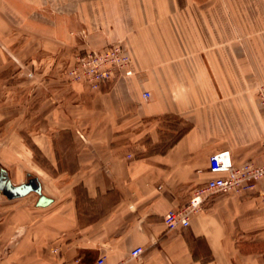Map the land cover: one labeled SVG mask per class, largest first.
<instances>
[{
    "label": "crops",
    "instance_id": "1",
    "mask_svg": "<svg viewBox=\"0 0 264 264\" xmlns=\"http://www.w3.org/2000/svg\"><path fill=\"white\" fill-rule=\"evenodd\" d=\"M205 1L99 0L62 5L59 15L1 1L0 18L12 20H0V38L13 26L16 51L43 37L61 46L31 55L32 63L45 55L52 76L76 49L114 42L131 74L108 90L48 83L52 100L36 92L25 117L0 112V168L14 185L37 178L51 198L37 206L32 192L0 193V264H96L100 256L109 264H263L237 243L264 236V201L255 193L215 194L187 227L169 230L163 221L211 177L210 153L228 149L234 164L254 162L236 155L247 153L246 137L260 135L245 93L260 70L257 50L233 27L230 5ZM174 115L189 128L165 148L160 122ZM27 121L25 133L15 127ZM138 246L143 252L132 257Z\"/></svg>",
    "mask_w": 264,
    "mask_h": 264
},
{
    "label": "rangeland",
    "instance_id": "2",
    "mask_svg": "<svg viewBox=\"0 0 264 264\" xmlns=\"http://www.w3.org/2000/svg\"><path fill=\"white\" fill-rule=\"evenodd\" d=\"M6 5H38L36 10L31 12L45 15H59L62 10V5H95L99 0H22V4L19 0H1ZM0 1V5H3ZM202 5H230V17L233 21V27L235 30H239L240 33L246 35L247 43L257 50L258 58L256 61H260L259 71L254 75V79L251 81L250 88L246 93L247 113L252 118L254 113L260 116V135L258 137H246L245 145L247 147V153H239L238 157H245L251 159L254 162L264 161V0H206ZM5 18V19H4ZM0 18V20H12L9 16ZM13 26L6 23L5 33L6 39L0 38V112L4 117H11L13 114L21 112L23 117L29 111L34 94L37 92L38 98L46 97L52 100L51 95L45 88L46 85H55L57 83L68 82L64 78V69L68 68L66 64L61 65L56 71V75L52 76L51 70H46L49 59L43 55L41 58H34V62H31V55L36 49L43 52H48L49 49L59 48L57 43L48 41L45 37L41 38L36 48L31 47L33 43H25L21 46L22 51L15 50L18 42L15 38H12ZM23 45V44H22ZM83 49H76L70 56ZM70 66V65H69ZM258 68V67H257ZM20 71V73H16ZM62 74V76H60ZM16 82H20L21 86H15ZM101 90H108L103 88ZM232 97V96H231ZM50 101V100H49ZM165 118V117H163ZM30 124L27 122H21L15 124L16 128H21L25 133L29 129ZM189 125L188 122L179 120L178 116L166 117L165 120L160 122V140L161 144H168L171 142L184 128ZM0 124V130L2 129ZM248 127V124H247ZM252 127V126H251ZM26 141H29L25 137ZM241 141V139H240ZM249 148V149H248ZM252 162V163H254ZM26 180V177H22ZM31 199L34 201L37 197L35 192L30 194ZM242 252L255 253L261 258L264 264V236H256L255 238H239L237 242ZM56 246V245H55ZM54 248V246H53ZM52 248V251H53ZM54 252V251H53ZM55 253V252H54Z\"/></svg>",
    "mask_w": 264,
    "mask_h": 264
},
{
    "label": "built area",
    "instance_id": "3",
    "mask_svg": "<svg viewBox=\"0 0 264 264\" xmlns=\"http://www.w3.org/2000/svg\"><path fill=\"white\" fill-rule=\"evenodd\" d=\"M130 57L121 42H114L100 49H85L73 55L72 64L65 70L68 82H83L92 90L109 88L117 79L131 74ZM144 98L149 93L143 94ZM208 169L212 174L202 185L196 187L188 203L178 209L168 210L163 221L169 230L187 227L192 213L202 209L206 201L215 194L235 193L238 195L257 194L264 201V189H256L259 181H264V163H233L230 151L218 150L208 156ZM143 247L130 251L132 257L143 252ZM53 251L57 253L58 247ZM96 264H109L104 256L96 259Z\"/></svg>",
    "mask_w": 264,
    "mask_h": 264
},
{
    "label": "water",
    "instance_id": "4",
    "mask_svg": "<svg viewBox=\"0 0 264 264\" xmlns=\"http://www.w3.org/2000/svg\"><path fill=\"white\" fill-rule=\"evenodd\" d=\"M30 192L38 195L36 205L46 206L51 202V198L42 193L41 184L37 178H30L20 184H12L4 169L0 168V193L9 198L25 196Z\"/></svg>",
    "mask_w": 264,
    "mask_h": 264
},
{
    "label": "trees",
    "instance_id": "5",
    "mask_svg": "<svg viewBox=\"0 0 264 264\" xmlns=\"http://www.w3.org/2000/svg\"><path fill=\"white\" fill-rule=\"evenodd\" d=\"M188 128H189V126H187L186 128H184L171 142H169L168 144H164V147L165 148H168V147H170L173 143H175L177 140H178V138L182 135V134H184L187 130H188Z\"/></svg>",
    "mask_w": 264,
    "mask_h": 264
}]
</instances>
